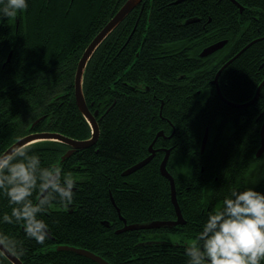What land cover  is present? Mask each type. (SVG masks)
I'll list each match as a JSON object with an SVG mask.
<instances>
[{
	"label": "trees",
	"instance_id": "trees-1",
	"mask_svg": "<svg viewBox=\"0 0 264 264\" xmlns=\"http://www.w3.org/2000/svg\"><path fill=\"white\" fill-rule=\"evenodd\" d=\"M122 1H30L28 10L21 16V19H24L22 25L26 27L23 31L22 41L19 39L18 44L14 47V55L8 70L0 71V151H4L30 129L55 131L77 139L88 136L89 125L79 112L73 96L72 77L76 61L92 36ZM145 1L148 3L151 1L152 10H155L160 3L172 0ZM223 1L228 3L227 0ZM189 2L193 1L183 0L176 4L170 3L169 6L171 11L179 13L187 8L192 9L185 5ZM239 2L244 6V9L241 13L234 10L239 18L234 23H232L230 14L231 8L224 6V11L230 15L223 22V36H228L229 31H236L239 35L240 45H242L247 40L264 34V0H239ZM252 8L261 11L257 12L259 15L257 19L250 15ZM182 17L177 15L173 18L165 14L161 18H157V15L152 13L147 22L146 17L141 16L133 33L135 36L134 48H129L133 41V37H131L125 47L117 55H114L132 27L131 24L135 16H131L103 40L87 62L82 80V91L86 102L93 101L95 104L100 102V105L105 107L115 98L113 106L103 116L100 123V142L103 152H107L108 155L102 153L100 159H89L87 170L90 175L92 174V184L89 179L82 185L80 191L74 193L76 195L73 200L77 203L75 202L71 212L56 206L59 201L56 196L38 214L46 220L49 225V234L55 239L49 235L43 243H38L34 238L25 234L22 222L0 221V232L7 233L18 241L22 252L16 256L23 264H98L71 250L56 249L57 244L87 248L103 256L111 264H173L172 247L168 241H156V243L145 241L156 236L155 232L158 229L128 230L121 233L113 231L114 220L117 221L118 218L109 200L108 189L111 190L113 198L127 222L137 223L153 219H166L171 216L172 207L167 181L160 174L157 166L158 156L131 174L120 175L123 167L135 161L123 163V160L127 161L130 153H133L129 142L138 140L143 144L140 154L131 155L139 154L137 158L143 157L146 155L147 144L159 127L158 122L149 117L156 108L150 95L151 90L143 91V95H136L128 90V95L124 96L119 81L115 86L109 85L121 71L123 72L122 78H128L133 69L137 65L140 66L138 63L141 53L143 50H147L144 45L151 42L152 35L163 34L165 36L174 31L186 33L187 26L179 20ZM212 19L214 18L212 17ZM177 22L181 24L177 25ZM139 24L143 25L139 26ZM211 25L214 26V21ZM143 32L145 39L135 58L134 52L138 49L140 35ZM26 34L27 36H25ZM114 37H117L116 41H113ZM262 55H264V39L251 44L225 67L223 74L229 76L228 79L235 85L233 93L224 92L226 96L241 101L249 99L253 95L260 80L264 77V65L259 67L260 62L264 61ZM143 74L148 73L143 72ZM27 75L31 78L32 85L30 87L26 83ZM13 78L15 80L20 78L19 81L23 82L25 87L13 84L11 81ZM61 85L65 93L63 97L58 102H48L51 95L56 93ZM8 86H12L13 89L4 91V88L7 89ZM251 105L256 113L264 108V84L259 89L257 99ZM246 108L236 110L241 111ZM42 111L52 112L50 121L47 122L46 113L44 118L29 128L34 118ZM163 112H165V108ZM208 113L205 114L201 105H191L190 112H188L190 119L187 122V130L192 132L191 146H196V140L205 125H208L211 131V123L207 119L213 120V115L211 112ZM108 116H111V119ZM176 124L178 129L184 130L183 121H176ZM258 129L259 122L254 126L253 137L257 138ZM139 145L140 143H138ZM28 146L30 151H35L40 155L42 166L55 164L64 167V162H61L59 157L62 150L59 141L40 140ZM195 157L199 156L195 153ZM117 162L124 166L116 164L117 169H110L108 164L115 165L113 163ZM214 169L208 168L212 172L210 178L216 171ZM171 171L175 175L176 184L178 183L177 189H182L181 193L177 192L178 199L182 203L186 200L184 198L186 183L185 181L180 183L179 180H184L188 173L196 177L198 169ZM104 174L111 176L109 185L105 182ZM125 178L133 181L124 184L127 189L123 191L116 185L119 180ZM209 189H212L213 194L222 193L221 190L219 191V184L216 181L210 183L207 190L192 185L189 192L201 195V193H208ZM260 190L264 191V185L260 187ZM37 194L38 192L33 193L34 200H37ZM90 194L94 195L95 201H91ZM10 210L11 205L7 202L6 196L0 192V217ZM89 214L96 218V221L90 222ZM100 217H107L113 221L110 229L103 227L97 221ZM166 230H168L166 227L159 229V231ZM139 239L143 241V244L134 245ZM179 257L181 256H177V258ZM4 261L5 264H12L6 257H4Z\"/></svg>",
	"mask_w": 264,
	"mask_h": 264
},
{
	"label": "flooded vegetation",
	"instance_id": "flooded-vegetation-1",
	"mask_svg": "<svg viewBox=\"0 0 264 264\" xmlns=\"http://www.w3.org/2000/svg\"><path fill=\"white\" fill-rule=\"evenodd\" d=\"M30 1L31 0H29V3ZM181 1L183 0H172L166 3H160L155 10H152L153 4L151 1L148 3L145 0H140L105 36V38H107L119 24H121L123 21L125 22L126 20H129L131 16H135L129 33L125 36L121 45H119L114 54L117 55L122 50V48L125 47L131 37H133V41L129 45V48H134L135 36L133 33L136 29V26H138V21L140 22L139 19L141 16H145L146 21L148 22L152 13L155 16L157 15V18H161V16L165 14H168L169 17L172 16L173 18L177 15H180L183 17L179 20H181L182 24L187 26L188 31L186 33H177L174 31L173 33H169L165 36L163 34L152 35L151 42H147L144 45L145 48L147 47V50H143L141 53L138 63L140 66L137 65L128 78H122L123 72L121 71L120 74H118L115 79L112 80L111 85H109L115 86L116 82L119 81V85L122 87L121 92L124 94V96L128 95V90L129 92L135 93L136 95H143V91L151 90L150 95L156 104V108L149 117L153 120L155 119L159 124V127L156 129L152 139L147 144L146 155L143 157L137 158L142 150L143 144H141L140 141L138 142V140H131L129 142V145L131 146L130 149L133 150L132 154H139L137 156H131L132 154L130 153L128 160H123V163L131 162L132 160L135 161L123 167L120 171V175L127 176L131 174L140 167L149 163L156 156H158L157 166L159 169L160 162L167 150L165 167L169 174L173 177L176 201L181 214L178 222L173 223L170 226L126 228L122 230L124 226L142 222H127L125 216L120 211L119 206L116 204L111 190L108 189L109 200L111 201L118 218L117 221L114 220L115 225H113V231L115 233H121L128 230L158 229V231L155 232L156 236L145 241H153L155 243L156 241H168V243H170L169 245L172 247L173 264H188L187 257L184 254L185 246L192 243L200 223L205 218L208 210L210 208L219 206L222 203L223 195L227 194L231 188L258 186V189H260V187L264 185V147L258 155L256 154L262 143L260 127L264 120V108L259 111V113L255 112L251 104L257 98L253 102H250L244 106H232L228 104L225 100L234 103L246 102L253 97L255 91L253 95L246 100L239 101L229 98L224 94V92L226 93L227 91L233 93V90H235V85L232 84L230 79H228L229 76H225L223 74L225 67L231 61H233L240 53H242L254 42L263 40L264 34H259L247 40L242 45H240L241 42L239 41V35L236 31H229L230 34L228 36H223L224 20L231 14L232 23L237 22L239 18L234 13V10L237 13H241L244 9V6L239 2V0H227V4L223 0H192L193 2L185 4L187 7H192V9L187 8L185 11L179 13L171 11L169 6L170 3L176 4L180 3ZM2 2L3 0H0V7H2ZM124 2L125 0H123L114 9V11L110 13L109 17L96 31V33L115 14V12ZM224 6H229L231 8L230 14H227L224 11ZM25 11L19 12L15 17L0 16V71L2 72H6L8 70L12 56L14 55V47L18 44L19 39L22 41L23 31L26 27H23L22 25L24 19H21V16L26 13ZM250 11L251 17L256 19L259 16L257 12H261L260 10H256L254 8H252ZM212 17L214 19H212ZM213 21L214 26L211 25V23L213 24ZM181 23L177 22L176 24L180 25ZM141 25L143 24H139V26ZM141 31H143L142 28ZM144 34L145 33L143 32L142 35H140L138 49L134 52L135 58L138 56L140 51L139 48H141L144 42ZM25 36H27V34ZM103 40L99 43V45L103 42ZM116 40L117 37H114L113 41ZM248 43L250 44L233 59H231L226 65H224L225 62H227ZM214 44L218 45L212 50H208V47H211V45ZM82 52L76 61L72 77L73 96L75 71ZM263 56L264 55H262V57ZM263 65L264 61H261L259 67H262ZM143 72H147L148 74L144 75ZM25 78L27 86L30 87L32 85L30 81L31 78L29 75H27ZM262 79H264V77H262ZM19 80L20 78L18 80L13 78L11 81L13 84H17L18 86L22 85L25 87V84ZM9 89H13V87L8 86L7 89L4 88V91H8ZM217 89L219 90L220 94L218 93ZM64 94L65 93L61 85V87L57 89L56 93L51 95L48 102H58ZM114 102L115 98L105 107L100 105V102H97L96 104L93 101H90L89 103L86 102L89 111L97 123V136L89 145L74 148V150H72L68 156L61 160V162H64V167L60 166L62 171L70 172L72 174L75 180L74 193L80 191L82 189V185L85 184L87 180L90 179L89 182L92 184V174L90 175V172L87 170L89 159H100L102 153L104 155H108L107 152H103L102 150V145L100 142V123L102 122L103 116L106 115V113L111 109ZM193 104L201 105L204 108L205 114L211 112V115H213V120L207 119V121L211 123V131L209 130V126L205 125L204 129L200 132L196 140V146H191L192 132L187 130V122L190 119L188 112H190L191 105ZM244 107H247L246 110H236L243 109ZM164 108L165 112H163ZM46 113L47 111L40 112L29 125V128H32L38 120L44 118ZM111 116H108V118L111 119ZM51 118L52 112L49 111L46 116L47 122H49ZM176 121H183V126L185 127L183 131L178 129ZM257 122H259V129L257 132L258 136L256 138L253 137V134L254 126ZM87 124L89 125L90 132L88 136L81 138L83 140L92 137V129L88 122ZM205 130L207 135L205 143L201 149V142ZM40 131L46 130L30 129V131L27 133ZM159 131L161 133L156 135ZM59 142L62 145V150L59 154V157H61L66 151L70 150L71 147L65 142ZM138 143H140L139 146ZM149 144H151L152 148V156L149 158V160L136 170L127 174H123V171L129 168L135 162L151 154V151L148 149ZM195 153L199 157H195ZM113 164L115 165L108 164L110 169H117L116 164H119V162ZM119 165L124 166V164ZM208 168H215L214 170H216L212 178H210L212 172H210ZM170 169L175 172H177V170L198 169V172L196 173L197 176L195 175L196 177H193L188 173V176L184 180H179L180 183H182V181H185L186 183L184 188L186 193L184 198L186 200L182 203L178 199L177 195V192L181 193L182 189H177L178 183L176 184L175 175ZM104 175L106 177L105 182L107 185H109L111 183V176L108 174ZM113 176H115V174H113ZM162 176L166 179L169 188V200L172 207V211L170 212L171 216L167 217L166 219L153 220H176L177 211L171 201L169 179L164 175ZM128 181L132 182L133 180H128L127 178L119 180L116 185L117 188L125 191L127 189L125 185ZM214 181L219 184V191L221 190L222 193L213 194L212 189H209V192L206 194L201 193V195H195L189 192V189L192 185L195 187L200 186L202 190H207V187L210 186V183ZM75 195L76 194L73 195V198H75ZM56 196L59 200L57 201L56 206L58 205V208H64L68 212H71L75 206L74 204L77 203L74 200H72L70 203H66L59 199L58 194ZM89 197L91 201L96 200L93 194H90ZM88 217L90 222L93 223V221H96V218H94L91 214H89ZM97 221H99L103 227L108 229H110L112 225L111 223L113 222L107 217H100L97 219ZM162 227H166L168 230L159 231V229ZM166 233H172L176 236V238L174 240H170L166 237ZM50 237L55 239L54 236L50 235ZM142 242L143 241L139 239L134 243V245H141L143 244ZM58 246L60 245L57 244L56 249H58ZM177 256L181 257L177 258Z\"/></svg>",
	"mask_w": 264,
	"mask_h": 264
},
{
	"label": "clouds",
	"instance_id": "clouds-1",
	"mask_svg": "<svg viewBox=\"0 0 264 264\" xmlns=\"http://www.w3.org/2000/svg\"><path fill=\"white\" fill-rule=\"evenodd\" d=\"M29 8V0H3L0 16L15 17ZM75 180L59 165L42 166L41 157L27 144L0 151V192L11 205L0 221L22 222L28 237L43 243L49 225L38 215L58 194L73 200ZM40 197L34 200L33 193ZM18 241L0 232V264L8 253L20 255ZM188 264H264V191L246 186L231 188L222 203L210 208L191 244L184 248Z\"/></svg>",
	"mask_w": 264,
	"mask_h": 264
},
{
	"label": "water",
	"instance_id": "water-1",
	"mask_svg": "<svg viewBox=\"0 0 264 264\" xmlns=\"http://www.w3.org/2000/svg\"><path fill=\"white\" fill-rule=\"evenodd\" d=\"M139 1L140 0H125V2L119 7V9L115 12V14L105 23V25L89 41V43L84 48V50H83V52H82V54L78 60V64H77V68H76L75 76H74V96H75V101H76V104H77L79 111L81 112L83 117L87 120V122L90 124V127L92 129V131H91L92 137L83 140V139H73L71 137H68L64 134H61V133L55 132V131L31 132V133H27L25 135L20 136L18 139H16L14 142H12L6 149H4V151H11L12 145H24V144L29 145L33 142L40 141V140H56V141L65 142L66 144L70 145V147H71L70 150L66 151L60 157V160H63L66 156H68L70 154V152L72 150H74V148L84 147V146L89 145L91 142L94 141V139L96 138L97 133H98V127H97V123H96L93 115L89 111L87 104L85 102V99H84V95H83V91H82L83 71H84V68H85V65H86L88 59L90 58V56L92 55V53L96 49V47L99 45V43L123 19V17L128 13V11L131 8H133ZM250 43H248L244 47H242L233 57H231L227 62H225L224 65H226L231 59H233L237 54H239ZM217 45L218 44L211 45V47H208V50H212ZM262 84H264V79H262L259 82V84L257 85V88L255 90L253 97L246 102L234 103V102L227 101V100H225V101L232 106H244L246 104H249L250 102H253L257 98L258 93H259V88ZM217 91L220 94L218 89H217ZM159 133H161V132L160 131L157 132L156 135H158ZM206 135H207V132L205 130V132L203 134L202 142H201V149L205 143ZM260 135H261L262 143L256 152L257 155L262 151V149L264 147V140H263L264 120H263L261 127H260ZM148 149H149V151H151V154L147 155L145 158L138 161L137 163L131 165L129 168H127L126 170L123 171V174L130 173V172L136 170L137 168H139L140 166H142L145 162H147L149 160V158L152 156L151 144H149ZM166 152H167V150H166ZM166 152H165V155L163 156V158L160 162L159 170H160V173L162 175H164L165 177H167L169 179L170 197H171V201L174 204L176 211H177V219L176 220H151V221L142 222V223H138V224H129L127 226H124L122 228V230L126 229V228H140V227L141 228H149V227H159V226H170L171 224L178 222L179 218L181 217V214H180L179 209H178V204L176 201L173 177L169 174V172L167 171V169L165 167V161L167 158ZM39 197H40V194H38L37 199H39ZM57 248L77 252L81 255H84V256L94 260L98 264H111L106 259L101 257L100 255H98V254H96L90 250L84 249V248H79V247H75V246H71V245H60ZM6 258L12 264H23V262L16 255H14L12 253H8L6 255Z\"/></svg>",
	"mask_w": 264,
	"mask_h": 264
},
{
	"label": "rangeland",
	"instance_id": "rangeland-1",
	"mask_svg": "<svg viewBox=\"0 0 264 264\" xmlns=\"http://www.w3.org/2000/svg\"><path fill=\"white\" fill-rule=\"evenodd\" d=\"M166 237L169 238L170 240H174L176 236L172 233H166Z\"/></svg>",
	"mask_w": 264,
	"mask_h": 264
},
{
	"label": "bare ground",
	"instance_id": "bare-ground-1",
	"mask_svg": "<svg viewBox=\"0 0 264 264\" xmlns=\"http://www.w3.org/2000/svg\"><path fill=\"white\" fill-rule=\"evenodd\" d=\"M142 160V159H141ZM140 161V160H139ZM138 162V161H137ZM137 162H135V163H137ZM134 163V164H135ZM72 246V245H71ZM75 247H77V246H75ZM79 248H82V247H79ZM84 249H86V248H84ZM87 250H89V249H87ZM91 251V250H90ZM74 252V251H73ZM75 253H77V252H75ZM79 254V253H78Z\"/></svg>",
	"mask_w": 264,
	"mask_h": 264
}]
</instances>
